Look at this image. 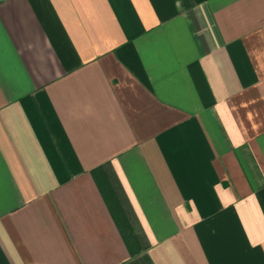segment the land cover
<instances>
[{
  "label": "crops",
  "instance_id": "obj_1",
  "mask_svg": "<svg viewBox=\"0 0 264 264\" xmlns=\"http://www.w3.org/2000/svg\"><path fill=\"white\" fill-rule=\"evenodd\" d=\"M0 264H264V0H0Z\"/></svg>",
  "mask_w": 264,
  "mask_h": 264
}]
</instances>
